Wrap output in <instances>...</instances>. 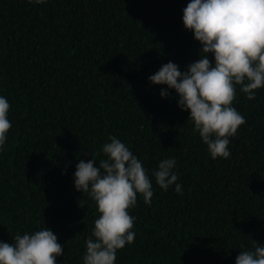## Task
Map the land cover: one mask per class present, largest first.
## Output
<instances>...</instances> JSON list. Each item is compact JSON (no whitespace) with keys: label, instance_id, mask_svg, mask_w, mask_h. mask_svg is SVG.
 Here are the masks:
<instances>
[{"label":"trees","instance_id":"16d2710c","mask_svg":"<svg viewBox=\"0 0 264 264\" xmlns=\"http://www.w3.org/2000/svg\"><path fill=\"white\" fill-rule=\"evenodd\" d=\"M189 2L0 0V96L12 125L0 151V241L47 226L64 251L56 264H83L98 213L74 172L93 157L98 167L116 137L153 196L137 195L135 239L115 264H235L253 240L264 245V87L252 100L237 87L232 106L246 122L229 138L230 157L213 160L175 90L148 79L201 58L183 25ZM164 158L176 160L182 194L155 183Z\"/></svg>","mask_w":264,"mask_h":264},{"label":"clouds","instance_id":"9594fccd","mask_svg":"<svg viewBox=\"0 0 264 264\" xmlns=\"http://www.w3.org/2000/svg\"><path fill=\"white\" fill-rule=\"evenodd\" d=\"M37 4L45 0H29ZM183 25L200 42L201 58L186 66L168 62L149 76L156 85H166L178 94V106L189 111L194 131L199 133L213 160L227 159L229 138L246 121L232 106L237 87L248 100L264 87V0H190L183 9ZM214 56V64L209 59ZM161 97L169 92L161 90ZM10 104L0 96V151L12 125ZM102 146L106 157L80 160L74 172V187L96 204L98 218L85 241L83 264H115L117 250L135 239V218L129 210L137 195L151 203L152 181L142 162L116 137ZM176 160L164 158L154 170L155 183L164 191L175 185L182 194L174 172ZM13 243L0 241V264H56L64 251L54 232L47 226L37 231L15 234ZM235 264H264V245L253 240V250H243Z\"/></svg>","mask_w":264,"mask_h":264}]
</instances>
